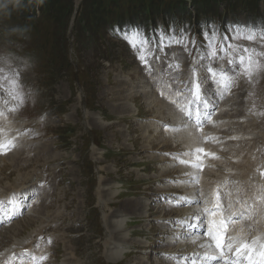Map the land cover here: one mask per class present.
<instances>
[{
    "label": "rangeland",
    "instance_id": "1",
    "mask_svg": "<svg viewBox=\"0 0 264 264\" xmlns=\"http://www.w3.org/2000/svg\"><path fill=\"white\" fill-rule=\"evenodd\" d=\"M145 1L153 6V11L149 9V13L154 17L150 19L142 4ZM191 1L41 0L38 2L43 4L38 7L33 5L34 0H0V95L7 96V101L0 102V106L14 109L19 114L17 122L30 124L29 128H32L36 135L32 136L33 139L29 142L35 148L43 147L36 154L31 152L27 155L28 162L21 164L23 168H20L18 175H12L11 170L6 171V175L12 182H24L32 168L39 163L38 171L41 176L49 178L47 171L54 175L53 170L57 169L55 172L62 181V184L55 185L53 206L42 204L27 218L0 227V236L5 233L6 227L9 233L6 235V241H0L1 250L6 247L10 250L12 244H15L13 248H16L18 242L22 243L23 240L27 241L28 245L40 242L35 244L36 250L50 248L48 243H42L39 239L42 238L50 241L53 249L51 250L54 258L52 256L51 264H108L107 261L113 259L110 255L114 249L111 248L115 247L114 235L110 230L116 228L117 219L127 215L119 211L124 209L127 201L146 200L153 203L155 199L156 203L163 206V194H168L169 188L163 194L161 189L165 190L170 184L169 176L175 174V171L180 173V164L186 160L185 144L181 145L185 138L176 133H173L176 135L173 138L167 137L161 133L159 127L150 125L157 123L155 119L168 118L149 116L150 107L146 94L139 96L137 86L127 87L126 83L122 82L125 79L137 80L134 69L126 70L125 67V62H133L136 56V53L128 55L127 45H131L130 41L133 40L140 43L142 38L146 37L148 28L150 30V25L160 20L167 22L186 18L189 23L185 24L181 31L170 34L167 39L158 38L154 43L148 38L146 41L150 43L134 46L140 58L147 55L148 60L149 48L152 50L155 46L173 45L175 41L180 46L176 48L178 51H182L185 44L192 46L193 41L195 46L205 45L198 60L199 64L213 61L209 58L212 47L220 50L230 45L227 47L229 51L233 48L240 53L229 54L226 49L222 56L227 63L225 70L230 74L226 84L232 83L222 92L221 97L231 96L233 102L239 104L232 110L227 105L229 108L225 109V113L219 116L216 114V117L220 118L217 143L221 144L218 147L221 148L222 154L238 150L236 141H243L244 147H249V142L253 147L258 143V148L251 158L248 157L250 160L246 158L247 162L244 161L245 154L236 153L234 157L228 155L229 157L225 158L219 153V159L225 158L228 167L224 165L222 169L219 168L226 175H223L225 177L219 182L220 188L217 189L223 206V200L228 196L229 199L225 202L227 206L228 201H231L234 211H243L242 219L249 220V223L255 222L251 203L243 204L234 196L246 194L240 193L246 185H249V188L258 185L264 197V67L258 65L259 70L255 71V62L259 60V55L249 44L240 45L238 36L233 33L226 35L231 29H225L221 23H217L211 30L207 22L198 27L193 20L195 15L175 12L176 6ZM250 1L213 0V5L208 11H217L215 14L206 13L208 11H203L202 7L200 12L206 13L205 19L217 18L238 23L235 28L237 30L248 24L261 0H252L254 3L251 6L243 7L244 3L249 4ZM43 7L45 9H42ZM190 12L193 13L192 10ZM15 26L26 28L27 31H10ZM189 26H192L191 30H187ZM137 32L138 35L133 37L132 34ZM244 36L250 40L246 33ZM206 37L208 43L205 42ZM245 49L248 51L245 52ZM239 56H244L246 60L249 57L252 59L254 73L251 79L236 70L239 68L238 64L229 67L228 59ZM170 64L171 61L167 59L165 65ZM180 71L183 73L182 69H173L166 74L167 91H173L170 98L177 100L179 105L182 96H186L187 101L191 98L188 99L189 93H183L184 84L178 85V89H173ZM17 73L24 75V81L12 82L14 75L17 78ZM144 77L147 87L151 88L148 97L151 100L156 99L159 107L169 106L165 96H159L155 92V79L152 76ZM220 80L225 81V78L220 77ZM178 81L183 82L179 79ZM236 81L239 82L238 88ZM203 83L206 88L216 84H213L211 79ZM143 85L146 86L145 83L141 86ZM126 88L133 89L137 95L128 100L131 104L128 113H125L127 109L123 110L120 106ZM246 107L261 112L254 114L250 109V116ZM134 111L137 115L139 112L145 114V117L140 119L136 118L137 115L129 116ZM235 113L239 114V117H236ZM146 127L148 130H145ZM171 128H175V124ZM171 128L167 130L169 135L172 134ZM15 136L13 132L8 133L4 128H0V145L6 144ZM259 136L261 140L257 139ZM175 144H179L182 152L178 151ZM153 146L156 149L151 148ZM252 160L255 161V166L251 167L254 174L252 180L241 181V175L234 170V174L228 173L232 163L239 164L249 171V163ZM7 185V182L0 184V189ZM175 185L171 187L178 188ZM102 186L104 188H101ZM116 189L121 192L112 197L110 203L102 200V194H113ZM179 192L181 191L170 190V193L178 195L175 196V202L176 198L180 197ZM45 202L46 199L43 203ZM201 202L203 204L205 200ZM241 204L244 206L239 209ZM1 209L2 205L0 215L3 217L5 213ZM158 209L159 207H151L146 217L153 220L163 219L169 214L177 216L173 213L162 214ZM162 210L167 213L166 209ZM123 211L130 213L132 210ZM46 215L50 216L45 220L43 216ZM146 217L135 215L134 222L125 227V230H136L137 236H141L136 240L142 241L143 247L136 245L130 252L118 253L117 264H142L151 249L161 250L162 245L158 239H165L161 225L165 228L169 225L164 222L159 226L156 221L150 222ZM53 229L56 231H52ZM50 231L59 238L50 236ZM128 239H131L130 235L123 242L125 247L129 245ZM23 248L25 247L22 246L21 252H17L18 256L6 257L7 252H3V255L15 264L18 263V257L20 263L28 264V258L34 253L32 250H29L32 254L24 253ZM70 252H74L77 257L73 263L67 261V258L71 257ZM154 255L157 257L151 256L149 259L152 264H162L159 262L161 254ZM38 256L43 257L40 254ZM91 257L97 261L93 262Z\"/></svg>",
    "mask_w": 264,
    "mask_h": 264
},
{
    "label": "bare ground",
    "instance_id": "2",
    "mask_svg": "<svg viewBox=\"0 0 264 264\" xmlns=\"http://www.w3.org/2000/svg\"><path fill=\"white\" fill-rule=\"evenodd\" d=\"M180 74H181V71H180ZM145 79L146 78L144 77V80ZM193 81H194V78H192V84H193ZM142 84H144L143 81H142ZM177 84L181 85L184 83L179 82L177 79ZM210 84H212V83H210ZM154 86H155V84H154ZM148 89H149V87L143 85L140 87L137 86L136 91H137V94H141V93L146 94L147 104L149 107L153 108L154 106H157V108L159 109V106L156 102V99L151 100V98L148 97L149 93L151 92V88L149 90ZM135 95H136V93L133 89L126 88V91L124 90V93L122 95L123 99H122V101H120V106L123 107V110H124V108L127 109V112H125V113L130 112L131 104L128 103V100H130V98L131 99L135 98L134 97ZM210 97H211V93H210ZM170 99L172 101L171 100L169 101V103H168L169 106H166V107L161 106V107H163V108H161V110L162 109H169L170 115H173L177 118V121L175 123V128H171L170 132L176 133V134L181 135L185 138L183 141H181V145L185 144V149H186V151H185L186 160L182 159L183 162L180 164V169H181L180 173H178V171H175V174L177 176H183L184 177V182H176L175 186L178 187V185H179L183 189V191L185 193V196L183 197V199L189 200V201L186 202L185 200H181V201H179V203H183V204H191L192 203L193 205H196V206H190L189 209L187 207L184 210V214H187L188 216L191 217V223H192L191 229H190V234L187 233V235L185 234L184 237H186L188 240L189 239H196V238L200 239L202 237V235L205 233L207 226L209 225V221L213 218L208 212L205 211V209L211 210L214 206L215 193H216V190H218L217 189L218 183L224 179L225 176H223V175H226V173L219 170V168H221L224 165L226 167H228V164L225 162V158H228L229 157L228 155L234 157V155L236 153L237 154H245L244 161L247 162L248 157L251 158L253 156L252 154H255V152L258 148V143H256L255 147H253L251 145V143L249 142V147H244L243 141L242 142L236 141L235 145H237L238 150L232 151V152L231 151L226 152L227 154H222L221 148L219 149V147H218L221 144L219 145V143H217V140L219 138L218 134L220 131V129L218 128V125H219L218 121L215 119H212V118L209 121V119L204 115V113H202L200 116V120H199L200 125H199L196 123L197 119H196L195 111H193L194 117L191 120H187V119L183 120L180 116H176V115H179L178 111H180L179 108L174 107L175 105H179L178 101L173 99V98H170ZM190 100H191V98H190ZM187 102H188V106H189L190 101L188 100ZM159 104H161V103H159ZM213 106H214V103L209 104V108H208L209 113H214L215 109L213 108ZM229 106L234 108L233 104H230ZM182 108H184V107H182ZM188 108H186V109H188ZM232 108H231V110H232ZM122 112H124V111H122ZM223 112L225 113V110H224V108H221V110L218 112V116H219V114H222ZM162 113L165 114V112H162ZM235 116L239 117V114L235 113ZM217 118L219 120V117H217ZM204 124H208V125L212 126V128L206 129L204 127ZM30 148H31L30 143H25L24 146L22 147V149H20L19 151L16 150L14 153L8 155L7 157L0 158V184L4 183L5 181H7V184L11 183L12 181L9 180V177L6 175V171L11 170L12 175H18L20 168H23L21 166V164L24 162H28L27 161V155L31 152L36 154L43 147L42 148L36 147L35 151H31ZM151 148L156 149L154 146ZM200 148H203L206 153H210L211 155L205 156L202 153H199L197 150ZM142 151L144 152V150H142ZM219 153H221L222 156L225 157L224 160L219 159V155H220ZM198 156L201 157V159H197ZM162 159H164V157H162ZM248 160H250V159H248ZM197 164H202L203 167L197 168V167L192 166V165H197ZM249 166L250 167L248 168L249 169V171H248V170L244 169L242 166H240L239 164H233L232 163L231 168L228 169V173L234 174V171H237L238 175H241V177L239 179L241 181L247 182V181L253 179L252 175H254V174L252 173L253 169L251 167L255 166V161L254 160L250 161ZM244 167H245V165H244ZM261 175H262V173H261ZM179 180L180 179H178V181ZM195 180H198L199 182L196 183ZM233 185H236V184H230V186H233ZM101 188H104V186H102ZM11 189L15 192H19L23 189V186H21V184L18 183L15 186H13L12 188L10 186L4 187V189H2L0 191V202L2 200L1 195L5 196V199H12V195L10 194L12 192ZM171 189H172V187H171ZM242 190L243 191L240 193H243V192L246 193V194L240 195L239 199L242 201L247 200L246 202H249V199H250V202H254L253 198L254 199L255 198L261 199L263 197L260 186H258V185H253L250 188H249V185H246L245 187L242 188ZM114 191H113V194L112 193L109 195L102 194V200L106 203H110L109 202L110 199L112 197H116L121 192V190H117L116 192H114ZM105 196H109V198H106ZM234 197H236V196H234ZM202 198L205 199V201H208V200H210V201L208 202V204L201 205L200 203H201ZM226 199L227 200L229 199L228 196H226ZM199 204H200V206H199ZM195 208L197 210H193ZM124 209L125 210H132L137 217L143 218V217H146L148 215V212L150 210V206H149V202L146 200H141V201L140 200H134V202L133 201H127V203L124 205ZM123 210H119L120 213L127 214V215L126 216L123 215L119 219H117L115 221V227L116 228H113L110 230V232L114 235L115 249L112 250V254L114 257H113V259L107 261L108 264L119 263V261L116 258V255L120 252H124V253L130 252L131 248L133 246H136V245L143 247V242L136 240L141 236H137L135 229L134 230H125V227L127 226L128 223L134 222L133 217L135 215L127 213V211L125 212ZM161 211H164V210H161ZM5 212L11 213L9 210H5ZM13 213L15 214L14 216L9 215L5 219H3L2 216H0V227L2 225H5L6 223L7 224L8 223H10V224L14 223L13 219H15L18 216V214L15 211H13ZM182 213H183V210H180V209L175 210V214H182ZM239 214H240L239 212L233 211V212H231V214H228L227 216H225L223 214V212L221 211V216L218 217V218L231 217V220L234 221V222H230L228 225V234L230 236H237L236 235L237 232L240 231L241 229H243V227L245 226L240 221L241 217L239 216ZM49 216L50 215H46V216H43V218H45V220H46L47 218H49ZM201 219H203L204 222L200 221V223H199L200 225H198V221ZM201 223H203V224H201ZM258 229L260 231L264 230V228L261 226H259ZM7 232L8 231H7V227H6L5 233H3L0 236V241H2V242L6 241V238H7L6 235L9 234ZM195 233H197L198 235H194ZM129 235H130L131 239L127 240L129 245L127 247H125L123 242H124V240H126L128 238ZM179 237H180V239H184L183 234H181ZM243 238L245 240H248V241L264 242V237L261 236L257 232H255L254 236H252V237L250 236L249 238H246V236H245ZM203 241H205V239H203ZM173 243H174L173 240L169 241V244H173ZM21 247H22V243L18 242V245L16 246V248H13L12 251H15L16 253L21 252ZM112 248H113V246H112ZM169 249L170 248L166 249V251L170 252V251H168ZM68 250H69V248H68ZM194 252L198 253V257L202 261V259H205V254H207L208 256H211L215 252V249L209 250L208 247L206 246V244H200L194 250ZM70 255H71V257L67 258V261L69 263H73L75 261V258H77V257L75 256L74 252H70ZM8 256H14V255L7 253L6 257H8ZM6 257L3 255V253H0V264H15L14 262L9 261ZM91 259L93 262L97 261V259H95L94 257H91ZM176 260L177 261L182 260L183 261L182 264H185V260L183 258V255L180 258H177ZM206 260H207V264L212 261L210 259H206ZM216 263L217 262H214L213 264H216ZM19 264H25V263L21 262Z\"/></svg>",
    "mask_w": 264,
    "mask_h": 264
},
{
    "label": "snow or ice",
    "instance_id": "3",
    "mask_svg": "<svg viewBox=\"0 0 264 264\" xmlns=\"http://www.w3.org/2000/svg\"><path fill=\"white\" fill-rule=\"evenodd\" d=\"M133 37L138 35L137 33L132 34ZM181 39H183V34L181 35ZM252 39V37H249ZM205 42L208 43V37L205 38ZM132 46H137L135 41H130ZM146 43H150L146 40L140 41V45H144ZM194 45V41L192 42ZM170 46V45H169ZM227 45L225 49L217 50L216 48L212 47L209 52V58L213 61L220 59L221 56L224 55L226 51ZM245 52L248 50L245 49ZM141 59L147 66V55L141 56ZM256 69L255 71L259 70V61L256 62ZM236 64L239 65V68L236 70L239 71L241 74L246 75L249 79H251L254 69H253V61L249 57L247 60L244 56H239L235 58L228 59L229 67H234ZM230 74L225 70L217 73L214 69H208V76L211 79L213 84L217 83V76L224 77L225 83L223 86H227L226 80ZM192 93V99L189 102V108L187 110L182 109V111H186V114L189 117H192L193 111H195L196 119L199 122L201 116V108L205 109L204 115L211 120V115L207 111L209 108V101L207 99L206 94L203 91L202 85L198 79H194L192 87L190 88ZM14 110V109H12ZM4 145H0V150H2ZM199 153H202L205 156L211 155L210 153H206L203 148L197 150ZM0 154H3L0 151ZM197 159H201V157H197ZM197 168H202V164L192 165ZM198 183V180H195ZM264 198V197H262ZM229 207H231V201H228ZM223 205L221 203L220 192L217 190L215 193V203L211 210L205 209L213 218L209 221V225L204 233L207 237V247H211L215 249V252L208 256L205 254V259H210L213 262H219V264H264V242L259 241H248L245 240L242 236H229L228 235V225L230 222H234L231 220V217H223L218 218L221 216V210ZM50 242V241H49ZM218 253V254H217ZM187 264V261L185 262ZM191 264H197V261L193 259Z\"/></svg>",
    "mask_w": 264,
    "mask_h": 264
},
{
    "label": "clouds",
    "instance_id": "4",
    "mask_svg": "<svg viewBox=\"0 0 264 264\" xmlns=\"http://www.w3.org/2000/svg\"><path fill=\"white\" fill-rule=\"evenodd\" d=\"M10 31H12V32L27 31V29L26 28H22L21 26H15V27L11 28Z\"/></svg>",
    "mask_w": 264,
    "mask_h": 264
}]
</instances>
